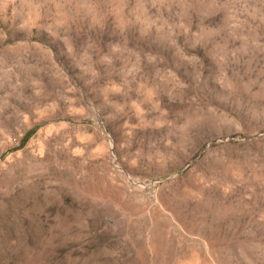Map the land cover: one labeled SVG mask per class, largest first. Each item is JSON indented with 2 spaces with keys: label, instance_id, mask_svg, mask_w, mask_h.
<instances>
[{
  "label": "rangeland",
  "instance_id": "1",
  "mask_svg": "<svg viewBox=\"0 0 264 264\" xmlns=\"http://www.w3.org/2000/svg\"><path fill=\"white\" fill-rule=\"evenodd\" d=\"M0 264H264V0H0Z\"/></svg>",
  "mask_w": 264,
  "mask_h": 264
}]
</instances>
